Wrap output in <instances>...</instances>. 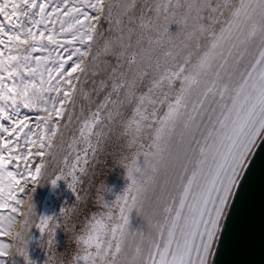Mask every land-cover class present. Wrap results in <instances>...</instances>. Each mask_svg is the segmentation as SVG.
<instances>
[{
    "label": "snow or ice",
    "instance_id": "snow-or-ice-1",
    "mask_svg": "<svg viewBox=\"0 0 264 264\" xmlns=\"http://www.w3.org/2000/svg\"><path fill=\"white\" fill-rule=\"evenodd\" d=\"M262 145L264 0H0V264H31V229L50 252L76 235L45 264H218L250 242ZM100 155L128 181L111 202L91 191ZM49 169L75 203L63 222L25 213L10 255Z\"/></svg>",
    "mask_w": 264,
    "mask_h": 264
},
{
    "label": "rangeland",
    "instance_id": "rangeland-1",
    "mask_svg": "<svg viewBox=\"0 0 264 264\" xmlns=\"http://www.w3.org/2000/svg\"><path fill=\"white\" fill-rule=\"evenodd\" d=\"M177 31L176 25L169 26L171 34L174 35ZM92 168L94 171L92 176L93 188L91 189L93 195L96 187L100 186L102 182H104L106 188L111 190L105 195L106 202H111L116 196L122 194L128 181L125 179L124 169L116 165L111 156L100 155ZM55 174L56 172L53 169H49L47 177H43L33 192H28V195H32L33 210L36 214L32 217L34 221H38V217H53L60 218L63 222L64 218L60 215L61 210L65 209L70 212L75 203V197L63 181H57L54 186L50 183ZM85 188H87V185H85ZM81 194L83 195V193ZM80 207L83 208L84 206L81 205ZM95 211H97V208L93 202V197H90L86 208L87 215L90 216ZM129 227L130 230H146L142 218L138 217L135 212L130 214ZM29 236L31 239L27 245V253L31 264H45L48 255L54 254L57 259L65 257L73 248L66 231L63 229L56 230L54 236L55 247L51 252L46 247L41 246L46 238L41 236L38 230L31 229ZM8 264H24V261L22 258L13 256Z\"/></svg>",
    "mask_w": 264,
    "mask_h": 264
},
{
    "label": "water",
    "instance_id": "water-1",
    "mask_svg": "<svg viewBox=\"0 0 264 264\" xmlns=\"http://www.w3.org/2000/svg\"><path fill=\"white\" fill-rule=\"evenodd\" d=\"M245 212L250 242L240 249L222 252L218 264H264V152L257 157L251 200Z\"/></svg>",
    "mask_w": 264,
    "mask_h": 264
},
{
    "label": "clouds",
    "instance_id": "clouds-1",
    "mask_svg": "<svg viewBox=\"0 0 264 264\" xmlns=\"http://www.w3.org/2000/svg\"><path fill=\"white\" fill-rule=\"evenodd\" d=\"M47 175H48L47 172L43 173V177H47ZM101 185H103L105 189H108L106 188L104 182H102ZM21 209H22L21 219L15 220V222L9 226V237L8 238L12 241V245L9 249L10 255L15 253L17 247L23 241V237L25 234L24 214L33 212L32 195H27L24 198V201L21 204ZM67 235H68L69 242L73 244L76 241V235L72 234L71 232H68ZM57 264H63V262L58 260Z\"/></svg>",
    "mask_w": 264,
    "mask_h": 264
}]
</instances>
